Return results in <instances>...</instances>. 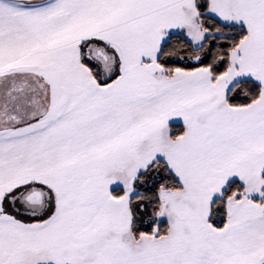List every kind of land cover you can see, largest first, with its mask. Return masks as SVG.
<instances>
[{
  "label": "snow or ice",
  "instance_id": "1",
  "mask_svg": "<svg viewBox=\"0 0 264 264\" xmlns=\"http://www.w3.org/2000/svg\"><path fill=\"white\" fill-rule=\"evenodd\" d=\"M0 264H264V0H0Z\"/></svg>",
  "mask_w": 264,
  "mask_h": 264
}]
</instances>
